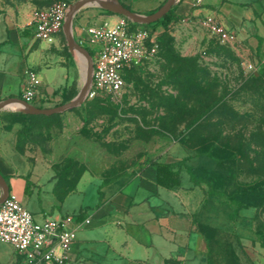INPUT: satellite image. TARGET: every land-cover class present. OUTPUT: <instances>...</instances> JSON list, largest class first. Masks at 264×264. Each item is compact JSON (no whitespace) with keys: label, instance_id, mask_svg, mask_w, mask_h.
<instances>
[{"label":"rangeland","instance_id":"1","mask_svg":"<svg viewBox=\"0 0 264 264\" xmlns=\"http://www.w3.org/2000/svg\"><path fill=\"white\" fill-rule=\"evenodd\" d=\"M57 1L0 0V18L8 15L35 32L37 16ZM89 19L90 26L122 21L130 31L147 30L149 55L124 71V85L115 94L85 97L45 116L0 109L11 132L15 170L31 164L39 174L46 169L63 190L84 174L98 182L131 178L149 158L185 157L193 167L230 172L213 197L206 184L197 185L190 208L197 206L199 214L190 226V248L199 249L200 257L207 248L210 264H264V198L234 218L228 203L245 185L264 191V64L240 42L223 40L186 18L152 26L97 6ZM67 61L74 74L56 92L59 103L75 97L83 83L82 60L71 52ZM212 142L219 160L197 154ZM180 174V188L195 186L184 168ZM96 188L89 184L72 194L66 208L91 205Z\"/></svg>","mask_w":264,"mask_h":264},{"label":"crops","instance_id":"2","mask_svg":"<svg viewBox=\"0 0 264 264\" xmlns=\"http://www.w3.org/2000/svg\"><path fill=\"white\" fill-rule=\"evenodd\" d=\"M65 1L70 5L78 0ZM118 1L136 14L149 15L166 0ZM97 6L83 5L71 21L74 39L93 51L97 44L88 40L84 28L90 26V11ZM169 10L178 18L198 23L202 17L212 16L264 64V0H174ZM64 40L62 28L46 40L8 15L0 18V101L21 98L26 73L32 71L37 85L35 103L30 104L41 108L59 105L56 92L70 83L74 74ZM3 124L0 114V173L9 193L38 220L79 212H83L82 218L90 219L76 229L63 264H205L200 261V250L191 249L189 242L190 226L199 214L197 206L190 208L192 196L200 192L197 185L191 189L156 185L154 167L146 165L136 176L110 182H98L84 174L70 189L63 190L56 180L49 179L46 169H40L39 174L31 164L15 170L11 132ZM89 184L97 185V199L91 205L66 208L69 197L83 193ZM203 197L198 194L197 201L204 202ZM0 264H29V259L0 241Z\"/></svg>","mask_w":264,"mask_h":264},{"label":"built area","instance_id":"3","mask_svg":"<svg viewBox=\"0 0 264 264\" xmlns=\"http://www.w3.org/2000/svg\"><path fill=\"white\" fill-rule=\"evenodd\" d=\"M200 3L202 0H194ZM69 4L64 0L55 2L49 10L41 12L35 22V36L50 40L51 35L62 28ZM201 25L213 35L228 41L235 40L212 16H204ZM91 43L97 44L92 58L91 82L85 97L99 94H115L124 85V71L142 62L149 52L146 41L149 32L145 29L130 31L122 21L103 26L84 28ZM81 44V41H77ZM82 45V44H81ZM37 85L36 74L26 73L21 98L31 103ZM76 215L36 219L12 193L0 203V241L24 253L29 264H63L65 252L75 239L76 229L89 223Z\"/></svg>","mask_w":264,"mask_h":264},{"label":"trees","instance_id":"4","mask_svg":"<svg viewBox=\"0 0 264 264\" xmlns=\"http://www.w3.org/2000/svg\"><path fill=\"white\" fill-rule=\"evenodd\" d=\"M123 6L128 8V6L126 5ZM178 17L179 16L174 14L171 10H168L161 18L152 23H149V25L156 26L159 24H168L171 20L176 19ZM89 53L91 54L90 51ZM216 148L217 144L215 142H212L208 150H198L197 154H203L212 158L213 160H219L214 155V151ZM185 161V157H180L171 161L149 158L147 160V165L154 167L155 184L165 188L180 186V171L182 168H184L185 172L188 174V180L192 185H199L201 183L206 184L208 197H213L217 193L218 188L221 186L222 179L231 174L230 172L218 171L216 169L208 168L204 165H196L193 167L191 165L186 164ZM263 198L264 191L253 184H248L244 187L237 189L236 191L232 192L229 196L228 203L233 205V210L229 214V217H236L240 209L248 208L252 205H255ZM82 217L83 212H79L78 214H76L77 219H81ZM201 255L202 256L200 257V261L205 264H210L209 252L207 248H205V250L201 252Z\"/></svg>","mask_w":264,"mask_h":264},{"label":"water","instance_id":"5","mask_svg":"<svg viewBox=\"0 0 264 264\" xmlns=\"http://www.w3.org/2000/svg\"><path fill=\"white\" fill-rule=\"evenodd\" d=\"M96 1L99 0H78L70 4L65 14V19L62 25V30L64 33L66 45L69 51L75 52L76 55L83 57L86 61L85 75L83 71V83L80 90L75 95V97H73L71 100L67 102L48 108L36 107L19 97H9L0 101V109L5 108L6 105L10 102H17L24 107V110H21L22 112L35 114V115H51L54 113L61 112L69 107L78 105L84 100L86 96V92L91 82L92 58L89 51L81 44H79L72 36L71 21L75 12L80 7L86 4H94ZM108 1H110L112 4L109 6H103V5H99V6L107 8L116 14L128 17L133 22L149 24L161 18L169 10L170 5L174 0H166L156 11H154L149 15L136 14L131 10H129L128 8L124 7L118 0H108ZM0 190H1L0 191V203H1L9 194L8 185L1 173H0Z\"/></svg>","mask_w":264,"mask_h":264},{"label":"bare ground","instance_id":"6","mask_svg":"<svg viewBox=\"0 0 264 264\" xmlns=\"http://www.w3.org/2000/svg\"><path fill=\"white\" fill-rule=\"evenodd\" d=\"M94 4L96 5H103V6H109L111 5L112 3L108 0H99V1H96ZM78 56V55H77ZM83 64H84V75H85V66H86V61L83 57H80L78 56ZM7 108H10V109H13L15 111H20V110H24V107L20 104V103H17V102H10L6 105Z\"/></svg>","mask_w":264,"mask_h":264}]
</instances>
